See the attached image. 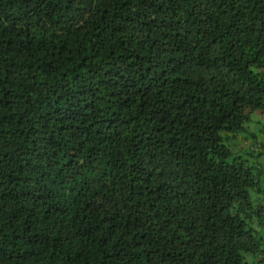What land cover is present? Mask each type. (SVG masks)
<instances>
[{
	"label": "trees",
	"instance_id": "obj_1",
	"mask_svg": "<svg viewBox=\"0 0 264 264\" xmlns=\"http://www.w3.org/2000/svg\"><path fill=\"white\" fill-rule=\"evenodd\" d=\"M256 110L264 0H0V264H264Z\"/></svg>",
	"mask_w": 264,
	"mask_h": 264
},
{
	"label": "rangeland",
	"instance_id": "obj_2",
	"mask_svg": "<svg viewBox=\"0 0 264 264\" xmlns=\"http://www.w3.org/2000/svg\"><path fill=\"white\" fill-rule=\"evenodd\" d=\"M245 128H246V131L244 133H242L237 138L235 137L229 140L228 143L231 147L240 146L244 142L243 139L245 137L252 138V133L258 134L259 136L263 137L264 135V113H261L260 110L254 111L251 115L250 120L247 123H245ZM237 135L238 134H236L235 136ZM243 151H242V154H243ZM244 158L248 160L249 164L254 165L256 168L263 169L262 172L264 171V154L258 156L255 159L252 158L250 155L246 154ZM260 165H262V167H260ZM261 175H262L261 178L264 180V172Z\"/></svg>",
	"mask_w": 264,
	"mask_h": 264
}]
</instances>
